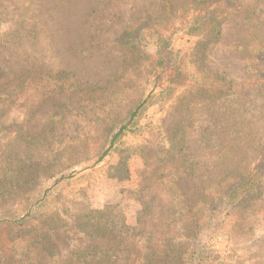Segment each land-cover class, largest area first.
<instances>
[{
    "label": "rangeland",
    "instance_id": "rangeland-1",
    "mask_svg": "<svg viewBox=\"0 0 264 264\" xmlns=\"http://www.w3.org/2000/svg\"><path fill=\"white\" fill-rule=\"evenodd\" d=\"M161 2L0 0V65L9 74V67L22 60L47 74L41 80H27L11 103L0 106V156L5 157L6 134L26 123L36 139L31 152L19 151V158L25 160L28 155L22 167L27 172L37 171L33 182L41 180L42 185L41 195L30 192L29 183L19 185L0 201V264L22 256L29 240L46 234L56 244L60 261L75 259L79 250L93 242L103 243L77 226L84 220L87 223L92 211L105 208H113L115 220L109 227L115 232L125 218L128 225L138 226L137 231L126 234L127 246L140 255L137 264H144L143 257L152 250L163 251L168 239L184 251L178 264H194V260L202 264H264V165H259L264 152V62L257 57L261 40L253 36L264 34V0H230L236 6L226 14L222 38L205 45L204 64L226 77L233 90L213 103L212 109L197 106L194 122L184 129L186 152L196 163L193 174L178 178L159 170L158 178L149 175L164 165L163 149L169 147L168 131L177 118L170 104L163 109L153 105L142 120V132L124 137L99 161L111 135L148 95L156 78L150 73L157 54L156 34H145L140 49L146 58L140 61L121 48L120 36L158 13ZM19 29L24 31L21 38ZM168 33L172 35L173 30ZM173 40L174 50L183 60L179 68L183 76H177L176 66L170 64L164 73L160 70L157 83L175 77L180 93L193 78L198 39L173 34ZM246 45L248 53L242 50ZM219 115L243 127L246 134L251 132L252 138L216 159L207 145L215 142L206 131ZM256 168L262 173V186L258 198L241 215H218L211 222L222 225L212 229L207 207L200 204L196 217L203 230L197 238L190 239L187 230L182 231V220L175 221L166 233L164 208L169 203L178 205L169 197L173 184L186 193L190 209L198 205L205 189L203 196L209 199L219 188L233 183L239 173ZM141 188L146 191L140 193ZM48 189L52 191L46 200L37 203L27 216L24 207L41 199ZM142 202L150 206L147 214ZM138 219L140 224H136ZM121 236L125 238V233ZM123 248L108 264H127L125 243Z\"/></svg>",
    "mask_w": 264,
    "mask_h": 264
},
{
    "label": "trees",
    "instance_id": "trees-1",
    "mask_svg": "<svg viewBox=\"0 0 264 264\" xmlns=\"http://www.w3.org/2000/svg\"><path fill=\"white\" fill-rule=\"evenodd\" d=\"M178 6L180 7L178 8ZM235 6L236 4H232L230 0H162L158 13L147 16L138 29H127L122 33L119 45L123 50L126 49L130 53L133 52V60L136 61H140L142 57L146 58L144 54H141L142 51L140 49V45L145 40V34L147 32L156 34L157 54L150 69V73L156 78L148 95L140 101L133 111L129 113L126 120L111 135L99 161L108 156L124 137L129 135L136 136L142 132L145 128L141 125L142 120H144L153 105L157 104L163 109L170 104L171 111L177 118L168 131L170 136L169 147L163 149L165 151L164 165L153 169L149 175L150 177L158 178L160 170L178 178H188L195 172L196 163H193L192 157L186 152L184 129L194 122L197 106H201L203 109H212L213 103L215 104L217 101L227 97L233 90L232 83L226 77L211 72L204 62L206 56L205 45L217 42L222 38L223 22L228 18L226 14L233 11L231 8ZM235 11H239L238 8ZM170 30H173L172 35L168 33ZM19 34L21 38L24 31L19 29ZM173 34H185L198 39L192 59L193 78L189 81V85H185L184 90L180 93H178L179 89L175 87L176 82H178L175 77L166 83H157L160 70L161 73H164L170 64L176 66L177 76H183L181 69H179L183 60L179 59V53L174 50ZM254 35L257 40H261V47L257 51V57L261 62H264V41H262L264 40V34L253 33ZM248 46L242 47L245 53L250 52L248 51ZM9 69H11L9 74H13L11 77L7 74L6 67L0 65V106L11 103L15 95L23 90L27 80H41L47 77L44 71L34 69V67L22 60L17 62L13 68L10 66ZM157 90H160L159 94L156 93ZM209 124L210 127L207 128L206 135L215 138L212 139L211 137L215 144L212 145L209 141L207 145L211 152L210 156L216 159L229 153L235 144L239 142V144H244L246 141L243 140L252 138L251 132L246 134L243 131V127L240 129L236 123L227 121L221 115L217 119H212ZM6 136L7 149L4 152L5 157L0 156V201L9 194L14 193L13 190L17 189L19 185L23 186L29 183L30 186L32 185V191L30 192L41 195V180L35 184L33 182L35 180L34 174H37V171L35 173L27 172L25 167H22V165L25 166V160L28 155H25V160L19 158V151L23 150L25 154L31 152L32 144L35 142L36 137L29 133L26 123L16 127L14 132L9 131ZM250 143L251 141L249 140L247 145ZM259 162V165H264V152ZM150 169L152 168L149 167ZM236 171H239V169ZM253 171L239 173L233 183L228 184L224 188H219L209 199L203 196L208 190L205 189L198 199V205H194V208L190 209H187L186 201L188 198L185 195L186 193L178 184H173L169 197L172 198L173 202L177 201L178 205L172 207L169 203L164 208L166 216L163 226L166 227V233L174 226L173 223L175 221L182 220V231L187 230V235L190 239L197 238L203 230L200 225L201 219L197 220L196 217L198 214L196 210H198L200 204L207 207V212L210 214L207 222L210 221L209 227L212 224V229L222 225V222L216 223L215 221L214 224L211 222L218 215L221 216L223 213L225 216L241 215L243 210L258 198V193L262 186V182L259 180L262 173L257 168ZM52 189L45 191L43 197L32 205H29V203L26 205V202L24 207L25 214L27 216L31 215L35 205L46 200L48 191H52ZM144 191H146V188H141L139 192L142 193ZM141 204L144 206L142 209L143 213L147 214L150 206L148 204L144 205L143 202ZM112 211L113 208L92 211L89 214L92 217L87 220V223H85L86 220L83 223H79L77 227L81 232L93 239H103V243L93 242L86 249L79 250L75 259L60 261L54 249L57 247L56 244L46 234L41 236V239L32 238L29 240L27 250L22 256L6 263L48 264L49 261L50 264H108L111 260L118 258L117 256L115 257V254L118 253L117 251L123 252L125 243V251H129L126 259L127 264H137L140 255L127 246L126 234L131 231H137L138 226L128 225L125 218V222H121L118 232H115L114 228L109 227V223L115 220V216H112ZM137 222L136 224H140V219ZM124 233L125 238L121 236ZM166 241V248L163 251L152 250L146 257H143L144 264H178L180 262L182 258L180 254L184 251L177 250L171 239ZM193 263L202 264L201 261L197 262L195 260Z\"/></svg>",
    "mask_w": 264,
    "mask_h": 264
}]
</instances>
